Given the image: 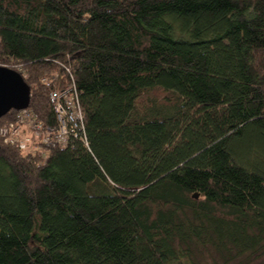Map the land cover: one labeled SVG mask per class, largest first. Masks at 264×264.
Here are the masks:
<instances>
[{
	"label": "trees",
	"instance_id": "trees-1",
	"mask_svg": "<svg viewBox=\"0 0 264 264\" xmlns=\"http://www.w3.org/2000/svg\"><path fill=\"white\" fill-rule=\"evenodd\" d=\"M0 66L50 126L72 79L85 130L0 140V264L264 256V0H0Z\"/></svg>",
	"mask_w": 264,
	"mask_h": 264
},
{
	"label": "built area",
	"instance_id": "built-area-1",
	"mask_svg": "<svg viewBox=\"0 0 264 264\" xmlns=\"http://www.w3.org/2000/svg\"><path fill=\"white\" fill-rule=\"evenodd\" d=\"M43 83L47 87L55 124L50 126L37 120L28 107L16 111L12 121L0 126L2 143L32 156H44L48 149L66 148L75 140H85L84 119L73 80L61 87L52 86L47 80Z\"/></svg>",
	"mask_w": 264,
	"mask_h": 264
},
{
	"label": "water",
	"instance_id": "water-1",
	"mask_svg": "<svg viewBox=\"0 0 264 264\" xmlns=\"http://www.w3.org/2000/svg\"><path fill=\"white\" fill-rule=\"evenodd\" d=\"M30 105V87L16 71L0 66V119ZM197 196L195 195L194 198Z\"/></svg>",
	"mask_w": 264,
	"mask_h": 264
},
{
	"label": "rangeland",
	"instance_id": "rangeland-1",
	"mask_svg": "<svg viewBox=\"0 0 264 264\" xmlns=\"http://www.w3.org/2000/svg\"><path fill=\"white\" fill-rule=\"evenodd\" d=\"M43 80H46V78H43L42 82ZM160 98H161L160 94L156 91L149 92V93H143L139 97V99L145 103L146 107L147 106L149 107L150 105L153 104V102L159 100ZM137 106H138L137 108L139 109V113L145 112V109L141 105H137ZM237 262L239 261H231V260L224 261V259L220 255L216 254L211 249L201 250V254H199V256L195 258V263H198V264H237ZM239 264H264V256L256 258V259L253 258L250 262L249 260H242L239 262Z\"/></svg>",
	"mask_w": 264,
	"mask_h": 264
}]
</instances>
